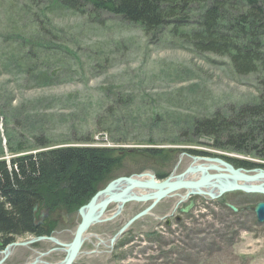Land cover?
<instances>
[{"label":"rangeland","instance_id":"obj_1","mask_svg":"<svg viewBox=\"0 0 264 264\" xmlns=\"http://www.w3.org/2000/svg\"><path fill=\"white\" fill-rule=\"evenodd\" d=\"M201 11L202 5L192 6L188 18L197 19ZM94 21L85 12L64 7V0H0L1 159L43 151L31 147L36 137L53 148L124 149L118 151L124 154L123 163L99 190L118 176L149 172L165 180L191 165L209 163L196 162V157L230 164L227 158L264 162L213 147L211 139L191 141L186 136L196 119L260 102L262 75H241L228 56L202 52L183 41L178 31L189 33L193 24H181L178 30L179 21H171L158 34L146 35L139 25L113 14L103 13ZM32 56L54 72L53 80L40 79L41 68ZM221 139L226 141L227 134ZM23 143L31 148L16 151ZM147 148L177 152L147 157ZM187 149L212 155H194ZM185 193L180 190L162 199L114 243L137 214L134 210L126 212L130 217L125 219L93 224L73 264H264V222L259 223L250 209L264 195L228 192L223 196L226 208L218 202L221 197L196 195L190 212L181 213L191 201H180ZM236 194L240 207L226 199ZM149 205L143 204L142 211ZM75 209L62 215L61 232L52 236L58 242L21 237L16 241L21 244L0 247V264H62L80 223Z\"/></svg>","mask_w":264,"mask_h":264},{"label":"trees","instance_id":"obj_2","mask_svg":"<svg viewBox=\"0 0 264 264\" xmlns=\"http://www.w3.org/2000/svg\"><path fill=\"white\" fill-rule=\"evenodd\" d=\"M194 5H202L197 19L188 18ZM64 7L85 12L94 22L103 13L119 16L139 25L146 35L158 34L171 21H179L178 30L181 24H193L195 28L189 33L178 31L183 41L187 40L199 51L228 56L241 75H262L260 82L264 87V0H64ZM20 46L23 48L22 43ZM21 48L19 51L23 54ZM35 60L32 56L34 65L41 68L40 79L53 80L54 72ZM229 113L217 112L211 117L196 119L186 136L208 138L213 147L264 160V96L256 105ZM223 133L227 134V140L222 143ZM36 138L32 139L31 147L43 151L31 150L9 161L0 158V238L4 243L40 231V227H34L36 205L55 207L64 203L77 208L87 204L99 185L106 184L104 179L113 177L124 161V149L53 148L45 138L35 141ZM31 147L23 143L16 151ZM166 150L177 152L157 148H147L144 152H150L151 155L146 154L148 157L163 155ZM186 151L212 155L195 149ZM169 159L170 156L166 160ZM227 159L238 167L264 169V162Z\"/></svg>","mask_w":264,"mask_h":264},{"label":"water","instance_id":"obj_3","mask_svg":"<svg viewBox=\"0 0 264 264\" xmlns=\"http://www.w3.org/2000/svg\"><path fill=\"white\" fill-rule=\"evenodd\" d=\"M204 160L209 162V166L197 165L189 166L180 175H171L165 180L155 178V175L149 172L135 174L131 176H122L109 182L106 187L98 190L89 202L79 209L82 217L81 222L77 226L73 240L68 245V254L63 264H73L83 244V235L90 226L98 222L107 221L115 218L121 212L123 206L130 202H138L142 204L150 203V205L137 213L131 218L127 225L124 226L117 235L112 239V243L116 241L118 236L128 228L134 221L148 214L159 201L170 196L180 190H186L183 198L194 197L196 195H206L213 199L231 191H243L246 193H258L264 195V169L255 168L246 170L243 168H235L229 162L222 159L198 158L195 160ZM214 162V163H212ZM191 180H185L188 174H195ZM174 177L176 179H174ZM173 179V180H172ZM260 180L263 182H260ZM224 181L228 182V188L223 186ZM258 182V183H257ZM260 182V183H259ZM138 191L137 195L133 192ZM143 192V193H142ZM144 194V195H142ZM195 197L191 199L189 205L181 209V213H189L194 206ZM112 203L118 205L115 214L105 219H100L98 212L105 215V211ZM234 211H238L232 205H229ZM259 223L264 222V200L259 201L252 208ZM37 210V207L34 208ZM103 215V216H104ZM181 217L178 218L180 220ZM169 220L167 221V223ZM3 244L0 242V247Z\"/></svg>","mask_w":264,"mask_h":264},{"label":"flooded vegetation","instance_id":"obj_4","mask_svg":"<svg viewBox=\"0 0 264 264\" xmlns=\"http://www.w3.org/2000/svg\"><path fill=\"white\" fill-rule=\"evenodd\" d=\"M207 156H209V155H207ZM207 165H211V164L206 163L205 166H207ZM233 165H234L235 168H238V166H236L235 164H233ZM246 170H251V169H247L246 168ZM123 176H126V175H123ZM118 177H122V176H118ZM237 192H240L242 194H245L243 191H232V192H229V194H233V193H237ZM226 194H228V193H226ZM226 194L222 195L221 198L219 197L220 199L218 200V202L220 203V206L222 208H226V204H225L226 201H225V198H223V196H226ZM191 199H192V197H190L188 200L190 201ZM226 199L229 200V201H231V202H233L234 205L236 204L238 207H240V205H241V203H240V194H236V196H232L231 195V197H226ZM142 205L143 204H134V206L132 205L133 206L132 207L131 206V203H127V204H125L123 206L122 212L119 215H117L115 218L120 217V219H125L127 217H130V214H126V212L129 213L130 211L132 212V210H134L135 213H138L137 210L140 211L142 209ZM35 207L38 208V211H37V217L34 214V227H40V231L39 232H32V233H28V234H25V235L20 236V237H16L13 241H10L9 243H4L3 240L0 238V242L3 244L1 247H7V245H9L11 243H13L14 245L21 244V243H17L16 242L17 239H19L21 237H26V236H34V237H39V239H45V240L47 239V240H51L53 242H58L57 240H54L52 236H54L55 233L57 234V233L61 232V228L59 229V227H60L62 215H67L68 216L69 213H71V211L73 209H75L74 208L75 206H73V205H66V204L62 203V204H59V205H57L55 207H52V206L41 207V205H36ZM80 207H77L75 209V211H77V213L79 214V218H80V222H81L82 217H81L80 213L78 212V209ZM112 208H113V210H111ZM117 209H118V205L117 204H115V203L110 204L108 206V208L106 209V211H105V217H107V216L108 217H111V215H113L117 211ZM110 210L112 211L111 213L109 212ZM169 216L170 215L168 214L167 215V218H166L167 220L170 219ZM166 219H164V220H166ZM169 222H170V220H169ZM76 229H77V227L75 228V231H76ZM75 231L73 233V237H74ZM87 231L83 235L84 239L85 238L87 239V236H86L87 235ZM29 243H33V247H38V246H35V241L34 240H31ZM11 248L12 247L10 246V247L7 248L8 251H4V253H5L4 256H8ZM66 248L68 249V245L66 246ZM62 250H64V248H62ZM66 254H68V250H67V253ZM36 262L35 263H32V264H36ZM49 264H56V263H49Z\"/></svg>","mask_w":264,"mask_h":264},{"label":"bare ground","instance_id":"obj_5","mask_svg":"<svg viewBox=\"0 0 264 264\" xmlns=\"http://www.w3.org/2000/svg\"><path fill=\"white\" fill-rule=\"evenodd\" d=\"M196 162H197V161H196ZM212 163H214V162H212ZM207 166H209V165H207ZM191 176H193V175L188 174V175L185 176L184 179H185V180L192 181V180H191V179H192ZM174 179H176V178L174 177ZM172 180H173V179H172ZM260 182H262V181L260 180ZM260 182H259V183H260ZM257 183H258V182H257ZM262 183H263V182H262ZM223 186H224L225 188H228V186H229V185H228V182L224 181ZM133 193H134V195H137L139 192L136 190V191L133 192ZM142 193H143V192H142ZM142 195H144V194H142ZM159 202H160V201H159ZM156 206H157V205H156ZM149 213H150V212H149ZM103 215H104V214H101V213L98 212V215H97V216H98L100 219H105V218L108 217V216L105 217V215H104V216H103ZM111 216H112V215H111ZM83 238H84V237H83ZM62 264H63V262H62Z\"/></svg>","mask_w":264,"mask_h":264}]
</instances>
